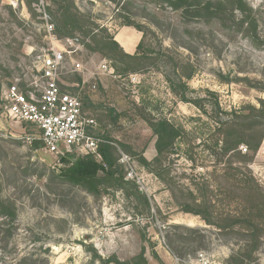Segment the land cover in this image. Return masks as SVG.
<instances>
[{
  "label": "rangeland",
  "instance_id": "rangeland-1",
  "mask_svg": "<svg viewBox=\"0 0 264 264\" xmlns=\"http://www.w3.org/2000/svg\"><path fill=\"white\" fill-rule=\"evenodd\" d=\"M20 1L24 4L13 6L0 0V98L16 78L35 72L33 62L39 52L53 48L41 13L34 7L38 0ZM52 1L45 3L51 7L47 12L57 39L80 35L88 40L82 58L89 68L95 70L108 59L120 76H98L93 80L96 89L89 84L70 88L97 120L94 132L111 138L138 162L140 156L149 161L157 156V137L149 121L168 120L183 134L176 152L162 160L165 179L139 162L145 173L144 194L152 205L151 214L141 216L120 190L109 189L99 196L63 180L60 173L67 165L58 162L55 154L23 142L24 128L0 114V194L17 214L15 220L0 215V264H24V257L44 264H91L94 252L129 261L143 249L149 264H176V258H195L198 252L230 264L238 249L236 237L207 226L179 203L192 204L191 192L202 201L208 185L217 210L236 207L226 206L222 198L235 191V181H227L226 174L236 173L230 168H236V156H219L212 150L219 139L218 121L243 104L264 99V92L248 83L264 85V0H247L259 20L257 43L237 33L236 22L193 19L159 0H129L127 5L125 0H67L73 2L71 11L77 17L76 24L65 29ZM205 1L231 7L229 0ZM126 17L132 27L142 30L139 60H130L103 43L122 29ZM132 75L138 76L137 82L131 81ZM64 82L80 83L82 77L74 73ZM183 96L201 98L202 108L182 101ZM252 158L249 167L264 183V141ZM177 225L204 230L203 245L192 244L183 255L174 256L168 244L178 233ZM255 264H264V248Z\"/></svg>",
  "mask_w": 264,
  "mask_h": 264
},
{
  "label": "trees",
  "instance_id": "trees-1",
  "mask_svg": "<svg viewBox=\"0 0 264 264\" xmlns=\"http://www.w3.org/2000/svg\"><path fill=\"white\" fill-rule=\"evenodd\" d=\"M159 1L176 10L184 11L188 17L193 19L215 18L231 22L233 25L236 22L237 33L243 34L254 43L260 40L259 20L247 0H229L230 8L222 2L213 3L205 0ZM129 3V0H125L124 5ZM52 4L57 7L55 15L58 16L63 28L67 29L71 24H76L74 18L77 16L73 15L71 11L72 1L68 3L67 0H53ZM48 10H51L50 6ZM124 19L126 22L123 26H134L130 22V17ZM135 29L142 31L137 27ZM108 39L110 41L103 42L106 48L112 51L119 49L123 56L130 60H139L143 55L141 50L144 37L135 55L126 54L116 42L114 36H109ZM187 78H192V73ZM248 83L251 88L264 92L263 84H253L250 81ZM181 100L200 109L202 108L201 98L183 96ZM3 104V100L0 98V114L3 111ZM83 105L84 111H86L84 101ZM148 123L157 137L155 143L157 156L152 161L140 156L139 162L151 173H155L156 177L165 179V173L167 172L162 169V160L176 152L177 142L183 134V129L165 119L149 121ZM215 130L219 134V139L215 144V150H212L213 154L236 156V168L230 167L236 173H233L232 177H229L230 172L226 174L228 175L226 176L227 181H235V191L224 193L225 195L222 197L227 203L226 206L229 207L233 203L236 204V207L234 210H217L212 200L214 193L209 190L208 185L204 186V199L202 201L192 197L194 193L191 192L192 204L185 202L179 203V205L184 212L200 216L207 226L218 229L225 236L236 237L238 249L230 257V264H255L259 252L264 248V183L254 176L249 163L253 159L252 155L259 151L264 141V99L258 100L256 104L247 103L237 107L231 112V116L229 115L216 123ZM27 131L30 132L28 128ZM95 135L114 142L111 138L101 134L95 133ZM42 147L43 145L40 142L33 145L34 149H41ZM244 149L246 150L245 153H243ZM100 151L103 156L102 163L95 161L92 156H80L72 153L63 155L62 161L67 166L61 171V178L73 185L82 187L94 195H103L109 189L120 190L127 199L133 202L134 211L137 215L149 216L152 211L151 202L135 183L125 180V172L118 164L115 147L110 144H103ZM0 215L2 217L9 216L11 220H15L17 216L15 208L6 203L1 198V194ZM174 228L178 230V233L169 239L168 244L174 256L183 255L184 248L192 244L198 243V247L203 245L206 238L204 230L181 225L174 226ZM154 256L158 257L155 252ZM97 261L100 264H149L144 249L129 261H121L114 256L103 258L97 252H94L91 264H95ZM22 263L44 264L45 262H39L32 257H24Z\"/></svg>",
  "mask_w": 264,
  "mask_h": 264
},
{
  "label": "built area",
  "instance_id": "built-area-1",
  "mask_svg": "<svg viewBox=\"0 0 264 264\" xmlns=\"http://www.w3.org/2000/svg\"><path fill=\"white\" fill-rule=\"evenodd\" d=\"M9 1L13 6L24 4L20 0ZM34 7L41 13L44 28L50 35L53 48L51 51L38 53L33 62L35 68L33 74L16 78L6 86L1 96L4 103L1 115L24 128L25 133L20 138L23 142L32 146L40 142L43 145L41 149L58 156L60 163L62 156L70 153L92 156L95 161L102 163L101 146L112 145L117 151L118 164L124 169L125 180L135 183L139 190L145 193L146 180L142 166L117 143L95 135L97 120L84 111L79 93L70 90L72 87L86 84L96 89L97 84L93 83V80L95 81L98 76L119 79L113 62L103 59L95 70H91L82 58L88 40H84L80 35L63 40L57 39L45 0H38ZM74 73L81 75L82 82L66 84L64 78ZM130 79L135 83L138 76L132 75ZM176 264L221 263L212 259L206 252H198L195 258L191 256L185 260L176 258Z\"/></svg>",
  "mask_w": 264,
  "mask_h": 264
},
{
  "label": "crops",
  "instance_id": "crops-1",
  "mask_svg": "<svg viewBox=\"0 0 264 264\" xmlns=\"http://www.w3.org/2000/svg\"><path fill=\"white\" fill-rule=\"evenodd\" d=\"M123 33H125L124 34L125 40L122 43L120 41V37ZM114 38L126 54L135 55L138 52V46L142 41L143 35L140 31H138L134 27L123 26L122 29H120V31H118L114 35Z\"/></svg>",
  "mask_w": 264,
  "mask_h": 264
},
{
  "label": "bare ground",
  "instance_id": "bare-ground-1",
  "mask_svg": "<svg viewBox=\"0 0 264 264\" xmlns=\"http://www.w3.org/2000/svg\"><path fill=\"white\" fill-rule=\"evenodd\" d=\"M123 38V37H122Z\"/></svg>",
  "mask_w": 264,
  "mask_h": 264
}]
</instances>
